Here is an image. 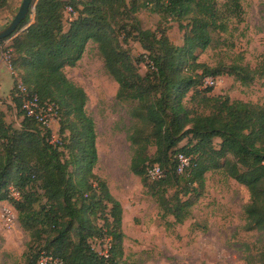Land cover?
<instances>
[{
  "label": "trees",
  "instance_id": "obj_1",
  "mask_svg": "<svg viewBox=\"0 0 264 264\" xmlns=\"http://www.w3.org/2000/svg\"><path fill=\"white\" fill-rule=\"evenodd\" d=\"M241 1H37L33 21L4 49L14 87L5 110L0 103V203L14 208L30 235L26 264H39L45 255L61 264H126L122 205L93 172L97 133L85 110L88 96L65 73L90 43L118 84L117 99L131 103L130 171L163 217L185 223L205 190L206 175L222 170L249 192L245 229L264 232V105L212 95L206 85L227 75L249 87L264 79V59L255 68L243 55L215 66L200 62L202 53L224 43L216 36L231 34L232 22L242 17ZM9 2L0 0V11ZM143 10L160 17L156 30L143 27ZM169 20L183 28L182 46L169 38ZM131 42L144 53L135 56ZM20 83L42 106L53 107L61 145L23 110ZM10 111L18 113V127L7 121ZM180 155L190 159L183 173ZM155 166L163 172L160 179L150 175ZM92 239L107 240L105 254L93 248ZM246 264H264V249L249 254Z\"/></svg>",
  "mask_w": 264,
  "mask_h": 264
},
{
  "label": "rangeland",
  "instance_id": "obj_2",
  "mask_svg": "<svg viewBox=\"0 0 264 264\" xmlns=\"http://www.w3.org/2000/svg\"><path fill=\"white\" fill-rule=\"evenodd\" d=\"M13 1L0 11L3 21L4 16L15 17L23 0H18L19 7L11 12ZM241 6L242 17L232 22L231 34L216 36L224 43L202 53L200 62L215 66L220 60L229 62L243 55L245 63L255 68L264 59V0H242ZM139 19L145 29L151 30H156L161 22L149 10L141 11ZM167 27L171 41L182 46L183 28L174 20H169ZM129 48L135 56L144 53L133 42ZM140 68L145 73L146 67ZM65 73L88 96L85 110L94 119L97 133L98 162L93 172L107 182L111 194L122 205L126 264H246L249 254L256 255L264 249V232L245 229L244 207L250 200L247 188L222 170L206 175L205 190L185 223L175 224L173 217L164 218L141 178L130 171L132 149L127 134L133 125L131 103L117 99L118 84L107 75L97 45L90 43L79 64L65 69ZM206 85L213 88L212 95L264 105V79L244 87L233 77L224 75L216 80L208 79ZM0 103L4 110L9 105L4 98ZM7 121L16 127L21 122L16 111L8 113ZM60 127V120L56 119L52 134L58 140ZM30 240L14 208L7 202L0 205V264H26L24 255ZM91 245L101 254L108 249L107 240L92 239Z\"/></svg>",
  "mask_w": 264,
  "mask_h": 264
},
{
  "label": "built area",
  "instance_id": "obj_3",
  "mask_svg": "<svg viewBox=\"0 0 264 264\" xmlns=\"http://www.w3.org/2000/svg\"><path fill=\"white\" fill-rule=\"evenodd\" d=\"M72 10L69 8L68 12H71ZM5 59L7 61V56L5 54ZM8 63V61H7ZM9 65V63H8ZM10 68V65H9ZM11 69V68H10ZM12 71V70H11ZM20 91L23 93V110L27 113V115L31 118L36 119L39 121L42 125L48 127L51 131H53L52 123L57 119V115L51 106H42L37 96H31L29 95L25 88L21 85H19ZM52 143L55 145H61L60 140L55 139V136L52 135ZM179 168L178 172L183 173L184 170L189 167L190 165V159L180 155L179 156ZM150 175L154 179H160L163 176V172L161 171L160 167L155 166L151 171ZM39 264H61L57 261H53L48 256H42L40 258Z\"/></svg>",
  "mask_w": 264,
  "mask_h": 264
},
{
  "label": "crops",
  "instance_id": "obj_4",
  "mask_svg": "<svg viewBox=\"0 0 264 264\" xmlns=\"http://www.w3.org/2000/svg\"><path fill=\"white\" fill-rule=\"evenodd\" d=\"M21 1V0H19ZM18 0H14L12 4V10H17L19 5H17ZM5 21H3V17H0V30L2 29L1 26L7 27L10 22L13 20L12 15L4 16ZM10 44V41L4 42L0 45V99L4 98L7 101V104H10V94L14 87V77L9 65L5 59L4 47L6 48L7 45ZM2 106V105H1ZM6 202L0 203V205H5Z\"/></svg>",
  "mask_w": 264,
  "mask_h": 264
},
{
  "label": "water",
  "instance_id": "obj_5",
  "mask_svg": "<svg viewBox=\"0 0 264 264\" xmlns=\"http://www.w3.org/2000/svg\"><path fill=\"white\" fill-rule=\"evenodd\" d=\"M38 0H23L22 4L16 13L13 20L10 22V24L5 27L4 29L0 30V42L1 41H11L17 35L28 28V26L22 28L20 30V27L27 22L29 19L30 23L33 21L31 16L34 18V13L36 9Z\"/></svg>",
  "mask_w": 264,
  "mask_h": 264
}]
</instances>
